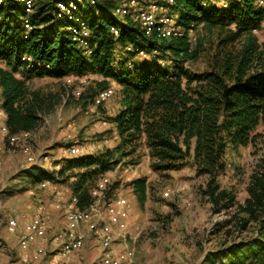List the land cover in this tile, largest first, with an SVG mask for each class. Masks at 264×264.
Instances as JSON below:
<instances>
[{
	"label": "trees",
	"instance_id": "16d2710c",
	"mask_svg": "<svg viewBox=\"0 0 264 264\" xmlns=\"http://www.w3.org/2000/svg\"><path fill=\"white\" fill-rule=\"evenodd\" d=\"M59 1L32 0L26 12L20 0H0V107L5 123L10 133L32 132L59 101L54 94L29 89L27 73L57 79L95 74L99 78L78 99L85 105L93 102L115 82L117 108L107 121L117 143L63 160L55 174L29 170L32 183L53 182L76 168L69 188L84 208L92 200L97 175L143 145L153 171L174 170L190 160L196 175L206 177L201 194L212 213L234 207L235 195L217 178L225 170L227 148L254 143L258 135L252 132L264 121V0H228L225 7L217 0H174L166 14L177 16L181 35L167 38L143 31L128 13L116 14V0H101L82 10L90 31L86 48L69 34V21L58 16ZM22 57H29L33 66ZM198 59L203 68H192ZM128 185L142 203L146 179L135 178ZM246 191L237 205L244 215L238 226L245 229L253 222L254 235L215 250L210 262L264 264V153Z\"/></svg>",
	"mask_w": 264,
	"mask_h": 264
},
{
	"label": "rangeland",
	"instance_id": "374dc122",
	"mask_svg": "<svg viewBox=\"0 0 264 264\" xmlns=\"http://www.w3.org/2000/svg\"><path fill=\"white\" fill-rule=\"evenodd\" d=\"M123 1L116 0L118 5ZM176 19L177 16H173L170 25ZM259 38L262 39L261 36ZM192 68L202 69V59L194 62ZM27 74L29 89L54 94L59 101L50 112L42 115L39 126L30 132L28 145L34 162L26 160L21 142L10 146L0 133V264H20L21 250L17 246V236L6 230L10 217L26 221L35 207L41 204L46 207L49 234L61 229L64 223L61 212L49 207L53 202L52 188L39 189L35 186L29 170L55 174L62 168L63 160L77 156L67 149L72 144L81 145L84 149L81 154H84L99 152L117 143L114 126L107 121L117 108L114 81L109 85L113 93L107 100L85 105L76 92L85 91L92 80L99 78L97 75L90 74L84 82H80V76L67 81L64 77L57 79ZM3 121V116H0V124ZM252 134L258 135L254 143L228 147L225 152V170L217 180L236 199V205L227 211L211 212L210 204L201 194L206 177L196 175L190 160L182 162L174 170L153 171L148 151L143 145L136 147L132 155L122 157L112 169L100 174L109 179L101 202H107L114 195H122L130 206L129 224L123 237L116 239V245L119 248L124 244L132 247L136 264H219L217 261L210 262L212 252L231 242L250 238L255 232L253 222L248 223L245 229L238 226V219L244 215L237 211V205L246 198L249 176L264 153V121ZM134 161L135 164L132 163ZM77 171L76 168L64 171L60 179L53 181L56 188L70 189ZM135 178L146 179V197L142 203L128 185ZM51 247L46 245L47 251H52ZM99 253L97 239L87 232L85 244L78 254L80 264H95ZM46 259L44 256L39 262L31 264H46Z\"/></svg>",
	"mask_w": 264,
	"mask_h": 264
},
{
	"label": "built area",
	"instance_id": "2783aa9c",
	"mask_svg": "<svg viewBox=\"0 0 264 264\" xmlns=\"http://www.w3.org/2000/svg\"><path fill=\"white\" fill-rule=\"evenodd\" d=\"M26 12L32 9V0H20ZM101 0H62L56 3L58 16H64L69 25L67 30L78 45L88 47L90 34L87 22L83 18L82 10L91 8ZM165 4H157L156 0H124L116 4V14L128 13L139 27L147 32H156L162 37H173L181 35V31L174 24L170 25L172 16L166 14L167 5L174 0H163ZM228 0H217L219 6L225 7ZM159 11L157 14L156 12ZM24 27L29 23L24 21ZM113 34H118V29L112 27ZM255 32V30H254ZM139 55L144 56V51L139 50ZM23 61L32 67L33 63L29 57H22ZM90 74L79 77L84 82ZM67 81L76 78L73 75L65 76ZM1 91V87H0ZM113 93L112 86L100 90L93 98V103L100 104L107 100ZM77 95L81 92L77 91ZM1 104V100H0ZM0 116L3 122L0 124V133L4 136L10 146L20 143L22 152L29 163L35 161L31 154L28 138L30 132L13 134L5 123V113L0 107ZM72 155H80L83 147L72 144L68 148ZM109 184L106 175H100L90 189L92 200L84 208L77 205V197L72 195L70 189H57L52 181H41L37 184L39 189L51 187L53 202L50 208L61 212L64 224L61 229L49 234V224L46 216V207L37 205L32 215L26 221L20 222L18 217L12 216L6 222V230L17 236V246L21 250L20 264H31L39 262L44 256L47 257L46 264H80L78 254L83 248L86 233L94 236L99 244V259L95 264H136L134 260V249L123 245L118 247L116 239L123 237L130 221V206L122 195H114L107 202L102 203L105 190ZM169 191L167 190L166 193ZM52 246V251H47L46 245Z\"/></svg>",
	"mask_w": 264,
	"mask_h": 264
},
{
	"label": "crops",
	"instance_id": "0c3cea01",
	"mask_svg": "<svg viewBox=\"0 0 264 264\" xmlns=\"http://www.w3.org/2000/svg\"><path fill=\"white\" fill-rule=\"evenodd\" d=\"M35 186H37V184H34ZM51 206V205H50ZM51 209H53V208H51ZM53 212H55L54 210H52ZM51 213V217H52V219H54V213ZM64 224V223H63ZM48 230L50 231V226H49V228H48Z\"/></svg>",
	"mask_w": 264,
	"mask_h": 264
}]
</instances>
